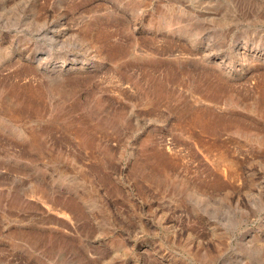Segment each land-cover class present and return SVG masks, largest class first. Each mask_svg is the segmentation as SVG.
<instances>
[{
	"label": "rangeland",
	"instance_id": "374dc122",
	"mask_svg": "<svg viewBox=\"0 0 264 264\" xmlns=\"http://www.w3.org/2000/svg\"><path fill=\"white\" fill-rule=\"evenodd\" d=\"M0 264H264V0H0Z\"/></svg>",
	"mask_w": 264,
	"mask_h": 264
}]
</instances>
